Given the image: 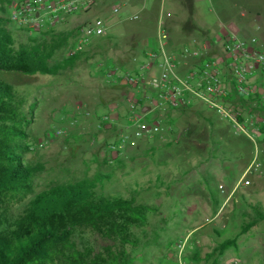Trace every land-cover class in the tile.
Listing matches in <instances>:
<instances>
[{
    "label": "rangeland",
    "instance_id": "obj_1",
    "mask_svg": "<svg viewBox=\"0 0 264 264\" xmlns=\"http://www.w3.org/2000/svg\"><path fill=\"white\" fill-rule=\"evenodd\" d=\"M16 1L0 0V18H7L10 5ZM200 4V8L205 7L209 28L224 34L226 26L245 27L254 33V28L259 26L255 36L264 44V0H204ZM114 6L111 3L106 10L108 24L101 15L80 14L56 27L55 32L74 33L68 44L52 55L49 64L59 63L76 45L79 24H94L98 19L104 26L115 23L121 14L112 12ZM209 9L212 10L208 13ZM171 11L178 13L172 16L177 25L186 19L184 10L169 1L161 12L155 10L143 21L126 20L118 27L120 48L128 50L133 46L138 50L129 62L110 58L111 51L119 48L108 42L105 49L88 47L72 68L57 76L0 72V81L14 86L20 110L26 114L33 108L31 123L26 127L29 152L23 157L32 165L43 167L33 177L34 193L55 184L91 178L114 167L117 183L106 186L104 195L133 196L137 203L156 208L147 212L144 224L131 228V242L124 245L87 230L78 231L70 244L59 249L60 264H66L65 256L74 250L87 255L88 264H114L113 257L117 256L119 264H174V244L189 232L192 249L187 257L195 262L193 253L198 252L196 264H226L232 258L241 264H264V220L241 235L236 247L206 259L220 242L236 236L241 226L255 217L254 206L264 209V142L254 146L247 138L234 135L229 123L197 105V109L185 114H173L175 130L165 135L169 142L158 145L156 139L136 141L116 157L107 150V143L126 125L129 90L105 83L98 74V63L108 59L131 67L140 60V49L149 46L156 50L154 29L158 24L164 33L163 24L172 18ZM6 27L16 41L28 43L30 36L26 33L13 24L7 23ZM78 106L94 114L115 106L123 116H119L113 127L97 130L93 118L79 115ZM67 119L74 122L68 123ZM56 123L65 129L66 136L51 135V127ZM256 155L261 165L252 167ZM117 159L123 160V169L116 167ZM163 179L169 184L181 182L178 185L181 192L171 193ZM147 184H150L148 188ZM235 186L232 199L223 206V199ZM216 197L220 204L213 202ZM12 207L17 215L19 204Z\"/></svg>",
    "mask_w": 264,
    "mask_h": 264
},
{
    "label": "built area",
    "instance_id": "obj_2",
    "mask_svg": "<svg viewBox=\"0 0 264 264\" xmlns=\"http://www.w3.org/2000/svg\"><path fill=\"white\" fill-rule=\"evenodd\" d=\"M103 1L105 0H18L10 5L8 24L37 38L42 32L67 24L70 18L84 14ZM125 4L123 1L116 3L112 12L119 13ZM256 30H260L259 26ZM76 33L79 38L76 45L68 51V56L85 51L92 42L91 38L105 36L107 29L98 19L94 24H79ZM166 44L167 35L160 31L158 48L146 52L131 67L105 64L103 61L98 63V71L105 83L129 90L126 97V125L118 130L115 139L107 143L108 152L111 155L120 154L133 142H150L162 133H173L174 126L164 122V110L183 111L194 104L204 106L229 123L234 135L247 138L254 146L264 142V44L260 38H240L228 33L220 38L221 53L209 57L204 54L211 48L210 43L192 39L189 45L178 51L180 58L195 61L183 74L177 70L180 63L177 55L168 53L165 50ZM233 98L236 99V104L231 103ZM246 103L252 112L245 113L243 109ZM146 106L149 109L143 112ZM77 110L79 115L93 118L97 130L110 126L116 113L115 106L96 114L82 110L79 106ZM61 119L65 118L62 116ZM67 121L74 122L73 119ZM57 124L51 127V135L66 136L65 129ZM174 143L177 144V140ZM252 165H261L257 155L252 160L250 166ZM235 191L236 186L225 197L223 206L230 202ZM191 235L192 233H187L174 244L175 264H196L187 257L192 249ZM226 264L241 263L232 258Z\"/></svg>",
    "mask_w": 264,
    "mask_h": 264
},
{
    "label": "trees",
    "instance_id": "obj_3",
    "mask_svg": "<svg viewBox=\"0 0 264 264\" xmlns=\"http://www.w3.org/2000/svg\"><path fill=\"white\" fill-rule=\"evenodd\" d=\"M182 1L188 12L183 31L197 30L191 18V0ZM7 23V18H0V72L57 76L72 68L84 53L67 55L59 63L49 64L48 60L68 44L74 31L50 29L42 32L40 39L30 37L28 43H22L12 37ZM103 62L115 64L108 59ZM98 74L102 76L100 71ZM19 105L14 86L0 81V264H60L59 249L70 244L74 234L83 230L118 240L122 245L131 242V228L144 224L147 212L156 208L137 203L133 196L104 195L106 186L117 183L114 167L91 178L55 184L34 193L33 177L43 167L32 165L23 157L29 152L26 127L31 123L33 108L25 114ZM116 167L124 168L122 159L116 160ZM14 204L20 206L17 215L13 214ZM254 210L255 217L244 223L236 236L220 242L206 259L236 247L241 235L264 220V209L254 206ZM193 257L197 262L198 252ZM65 259L66 264H88L87 255L77 250ZM113 261L119 264L118 256Z\"/></svg>",
    "mask_w": 264,
    "mask_h": 264
},
{
    "label": "crops",
    "instance_id": "obj_4",
    "mask_svg": "<svg viewBox=\"0 0 264 264\" xmlns=\"http://www.w3.org/2000/svg\"><path fill=\"white\" fill-rule=\"evenodd\" d=\"M120 1L126 3L125 6L122 8V10L120 11L121 17L115 21V23L111 24V25H107L105 26V28L107 29V35L105 37H110L108 39H103L105 37H98V36H93L91 38L92 42L89 45V48H99V49H105L106 48V43L108 42H112V44L115 46H117L119 49L117 51H111V55L110 58H113L115 60H119L120 62H123V60H127L128 62L130 61V56L134 55V53H137V48L131 46L129 47L128 50H123L122 48H120V44H119V39L121 38L120 36H118L119 32L117 31L118 27L125 22L126 20H130V17H136V19H140L141 21L147 19L149 17V15H151L155 10L159 12H161L164 8V5L166 2L172 1V2H176L182 10H184L185 14H186V19L181 22L180 25H177L174 22L173 17L176 16L178 13L175 11H171V19L167 20L166 23H164V32L167 34V44L165 47V50L172 54L175 53L177 55V58L179 59V64L177 67V70L179 73L183 74L185 73L188 69H190L193 64H194V60L190 59V58H185L182 59L178 56V51L179 49H181L184 46L189 45L190 41L192 39L197 40V42L200 41H206L208 43H210L211 48H208L207 51H205L206 53L204 54L205 57H209V56H213L216 55L218 56L221 53V49L219 48L220 46V38L228 33H233L236 36L240 37V38H249L252 36H255V33L258 31L256 30V27L254 28V33H252L251 30H248L245 27H233L231 28L230 26H226L225 27V33H219V31L213 30L211 28L208 27L207 24V18L208 15L206 13L205 7L204 8H200L199 6H201L200 3H202L204 0H191V4H192V21L195 24V26L197 27V30H193L190 32H185L183 31L182 27L183 24L185 23V21L188 18V12L187 9L183 3L182 0H157V3H155V0H105L97 5H95L94 7L88 9L84 15L85 16H90V15H95L96 17H101L103 16L104 20H107L108 23V17H106V10L110 9V5L111 3H120ZM212 9H209L208 13L211 12ZM101 15V16H100ZM133 19V20H136ZM112 21V20H110ZM132 21V20H130ZM163 29L162 27L157 26L154 29V39H155V43L159 45V33L160 30ZM150 44V43H149ZM151 45V44H150ZM136 46V45H135ZM155 48L146 46V48L144 49H140L139 50V57L142 58V56L148 52V51H152ZM130 51V52H129ZM126 52V54L124 53ZM129 52V53H128ZM124 53V54H123ZM235 98L231 99V103L232 104H236L235 102ZM101 102V101H100ZM245 104V102H244ZM200 105V104H194L193 106H191L190 108L183 110V111H174V110H170V109H165V117H164V122L166 123H170L172 122V116L175 112L180 113V114H185L189 111H192L194 109H197L196 106ZM202 106V105H201ZM204 107V106H202ZM205 108V107H204ZM206 109V108H205ZM245 109L248 112H251L252 109L247 105H245ZM120 109H116V113L113 116V121L110 124L111 127H113L115 125V123L118 122L119 120V116H123V114H121V112L119 111ZM208 112L212 113L211 111H209L208 109H206ZM214 114V113H213ZM149 118V116L147 117ZM125 121H126V117H125ZM225 122V121H224ZM227 123V122H226ZM173 126V122L171 123ZM104 130H107V128H105ZM168 133H162L160 136L156 137V141L155 142H159L158 145H163V142H169L166 140L165 135H167ZM157 147V145H156ZM154 148V147H153ZM123 154V152H122ZM114 157L116 156H120V154H112ZM246 172V171H245ZM167 180H169L168 178H166ZM163 181L165 182V186L168 187L169 190H171V193H175L177 195V193L179 194L181 192V190L179 189L178 185L182 184L181 182H177L174 184H169V182H167L166 180L163 179ZM150 186V184L146 185V188H148ZM205 196L207 197V194H205ZM216 200L215 204H220V201L218 200V197L214 198ZM224 201V199H223ZM222 201V202H223ZM213 203V202H212ZM196 261V260H195ZM175 264V263H174Z\"/></svg>",
    "mask_w": 264,
    "mask_h": 264
},
{
    "label": "water",
    "instance_id": "obj_5",
    "mask_svg": "<svg viewBox=\"0 0 264 264\" xmlns=\"http://www.w3.org/2000/svg\"><path fill=\"white\" fill-rule=\"evenodd\" d=\"M148 109H149V107H147V106L144 107V108H143V112H146Z\"/></svg>",
    "mask_w": 264,
    "mask_h": 264
}]
</instances>
